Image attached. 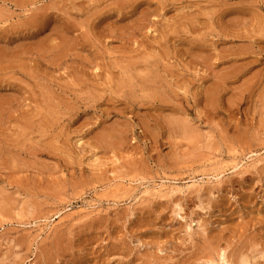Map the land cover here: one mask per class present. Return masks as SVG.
<instances>
[{"label":"rangeland","instance_id":"1","mask_svg":"<svg viewBox=\"0 0 264 264\" xmlns=\"http://www.w3.org/2000/svg\"><path fill=\"white\" fill-rule=\"evenodd\" d=\"M208 259L264 264V0H0V264Z\"/></svg>","mask_w":264,"mask_h":264},{"label":"bare ground","instance_id":"2","mask_svg":"<svg viewBox=\"0 0 264 264\" xmlns=\"http://www.w3.org/2000/svg\"><path fill=\"white\" fill-rule=\"evenodd\" d=\"M208 263H210V264H218V263H214V261H213V259H208V260H206ZM217 260H215V262H216Z\"/></svg>","mask_w":264,"mask_h":264}]
</instances>
